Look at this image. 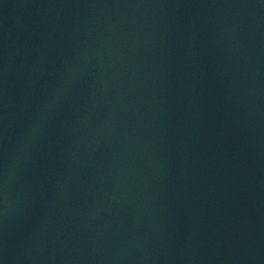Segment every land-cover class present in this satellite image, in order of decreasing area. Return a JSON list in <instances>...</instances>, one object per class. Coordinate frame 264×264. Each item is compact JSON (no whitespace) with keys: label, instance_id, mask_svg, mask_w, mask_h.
Segmentation results:
<instances>
[{"label":"water","instance_id":"95a60500","mask_svg":"<svg viewBox=\"0 0 264 264\" xmlns=\"http://www.w3.org/2000/svg\"><path fill=\"white\" fill-rule=\"evenodd\" d=\"M0 264H264V0H0Z\"/></svg>","mask_w":264,"mask_h":264}]
</instances>
